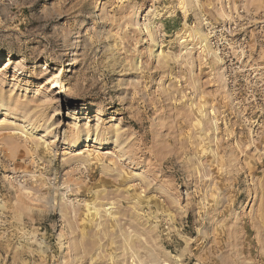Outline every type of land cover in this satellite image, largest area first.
Listing matches in <instances>:
<instances>
[{"label": "rangeland", "instance_id": "rangeland-1", "mask_svg": "<svg viewBox=\"0 0 264 264\" xmlns=\"http://www.w3.org/2000/svg\"><path fill=\"white\" fill-rule=\"evenodd\" d=\"M220 2L0 5V264H216L241 233L232 264L264 259V38L231 79Z\"/></svg>", "mask_w": 264, "mask_h": 264}, {"label": "built area", "instance_id": "built-area-1", "mask_svg": "<svg viewBox=\"0 0 264 264\" xmlns=\"http://www.w3.org/2000/svg\"><path fill=\"white\" fill-rule=\"evenodd\" d=\"M220 7L225 11L223 19L203 18V28L214 57L226 74L236 79L241 66L247 64L264 38L261 31L264 22L256 23L255 15L252 11H245L242 2L235 5L233 0H221Z\"/></svg>", "mask_w": 264, "mask_h": 264}, {"label": "clouds", "instance_id": "clouds-1", "mask_svg": "<svg viewBox=\"0 0 264 264\" xmlns=\"http://www.w3.org/2000/svg\"><path fill=\"white\" fill-rule=\"evenodd\" d=\"M123 2V0H122ZM6 0H0V5H5ZM8 4L12 3V0H7ZM250 7V5H246L245 6V11H247V8ZM5 47H7L6 45H4ZM31 113H27L24 112L21 115V119L23 120H29ZM85 120H88V117L85 116ZM88 131H89V125L87 123H85V125L83 126V140L86 142L90 137L88 135ZM108 129L107 128H101L100 129V133L101 135H105L107 133ZM150 149L145 147L144 148V152L147 153L149 152ZM155 163V161H154ZM252 183L255 185V181H252ZM259 188V195L264 196V185H258L257 186ZM251 191V190H250ZM227 210V209H225ZM244 237H243V233H241L238 237H229L228 239L225 240L224 243V255H219L217 254V256L215 257V261L216 264H232V260H231V256L232 254L237 250L239 244L241 241H243ZM261 252L258 253V257L264 256V245H261ZM191 254V253H189ZM179 259V257L177 258ZM258 264H264V259H259Z\"/></svg>", "mask_w": 264, "mask_h": 264}, {"label": "bare ground", "instance_id": "bare-ground-1", "mask_svg": "<svg viewBox=\"0 0 264 264\" xmlns=\"http://www.w3.org/2000/svg\"><path fill=\"white\" fill-rule=\"evenodd\" d=\"M138 24V23H137ZM201 38H202V46H206V47H208V44H207V37H206V35L204 34V35H202L201 36ZM163 52V51H162ZM160 53L161 52H159L158 51V55H160ZM163 54V53H162ZM164 55V54H163ZM165 56V55H164ZM53 90V89H52ZM57 90H58V88H57ZM55 92V91H54ZM57 92H59V91H56V93ZM0 102H3V100H1ZM1 104H4V102L3 103H1ZM0 104V105H1ZM6 104V103H5ZM4 104V105H5ZM4 105H3V107H4ZM6 105H8V104H6ZM0 107H2V105L0 106ZM3 109V108H2ZM1 110V109H0ZM38 122V121H37ZM26 123V122H25ZM27 123H28V125H26V128L27 127H29V129H27L26 131L27 132H33L36 128H37V126L36 125H34L33 123L31 124L28 120H27ZM38 124V123H37ZM32 129V130H31ZM39 129V128H38ZM37 130V129H36ZM45 130V129H44ZM45 132V131H44ZM47 133V132H46ZM89 135V134H88ZM98 135V134H97ZM43 136V135H42ZM89 137H90V135H89ZM102 138V137H101ZM101 138H99V136H96L95 138H94V142H97V143H99V141H100V143L102 142V139ZM40 139V138H39ZM38 140V139H37ZM88 141V140H87ZM36 144H37V142H36ZM37 147V146H36ZM38 148V147H37Z\"/></svg>", "mask_w": 264, "mask_h": 264}]
</instances>
